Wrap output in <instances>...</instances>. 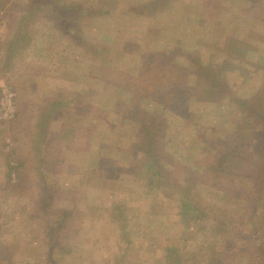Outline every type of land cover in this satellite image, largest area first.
Segmentation results:
<instances>
[{
	"label": "rangeland",
	"instance_id": "rangeland-1",
	"mask_svg": "<svg viewBox=\"0 0 264 264\" xmlns=\"http://www.w3.org/2000/svg\"><path fill=\"white\" fill-rule=\"evenodd\" d=\"M3 88L0 264H264V101L232 100L264 88V0H0ZM239 140L252 168L212 171Z\"/></svg>",
	"mask_w": 264,
	"mask_h": 264
},
{
	"label": "trees",
	"instance_id": "trees-1",
	"mask_svg": "<svg viewBox=\"0 0 264 264\" xmlns=\"http://www.w3.org/2000/svg\"><path fill=\"white\" fill-rule=\"evenodd\" d=\"M165 1L166 0H164V2ZM154 2H155V4H162L163 0H154ZM155 7L156 6L154 5L152 8H155ZM87 13L91 15L92 11H88ZM23 29H25V28L23 27ZM65 30H66V27L61 29L62 32H64ZM67 36L70 39V41H72V43L75 44L76 46H78L80 44L82 46V48H84V49L86 48L87 45L83 44V42L80 40L76 41L75 38L77 36H74L71 32H68ZM15 41H16V39H15ZM13 42H14V40H13ZM14 44H15V42H14ZM190 59L194 62V72L197 76V79L200 82V85L202 88L200 94L205 97L204 100L207 99L209 96L215 97L216 95H220V93L216 94L214 92L221 90V89L223 90L222 96H229V92L226 89L223 80L220 79V72H216V71H214V69H210V67L205 68V67L201 66L200 63H198L197 59L194 57H190ZM232 100H233V102H235L237 104V106L236 105L235 106L237 108H239L244 114L246 113V115H248L247 117L250 116L249 119H251V118H253L252 114L255 111H257L255 109L256 105H254L255 104L254 102L255 101L256 102H263L264 101V88L260 89L259 93L257 95H255V97H252L248 100H239V99H236V100L232 99ZM58 102H61L59 104H61L62 106L66 105V104H67L66 106H68L70 103L75 104L74 101H68V100H65V101L58 100ZM258 109L260 110V108H258ZM136 116H137V118L135 119L134 122L138 127V130H137L138 141H137V143H138V145H140L142 147V151H143L144 156L147 157V158H144L145 159L144 165H146V167L148 165V167H150V169L152 170V165H154V162H153V160H154L153 150L154 149L152 148L151 143H152V138H153V133L155 131V128L149 123L147 118H145L146 117L145 115L137 113ZM253 132H255V131H253ZM66 138L67 137H64V139H66ZM242 144H243V141L241 142V140H239L238 144L232 143L231 145L227 146L226 150L217 156L215 163L211 167L212 171H223L222 169H225L224 161L229 159V158L233 159V163L235 162L238 164L241 163V161L243 160L247 165H249L252 168V166L254 164V159H256V158H253L254 156H250L251 154H248L244 151L242 152ZM231 159H229V160H231ZM236 161H238V162H236ZM231 162H232V160H231ZM256 162H261V159L257 158ZM250 163H252V166ZM14 166H15V164L13 163L11 165L12 170L14 169ZM260 166H258V168ZM220 167H221V169H220ZM236 168H239V166L237 165ZM244 170H243V172L239 171L238 173L239 174L244 173L246 178H249V177L252 178V176H251L252 175V172H251L252 169H250L246 172ZM187 184H189V182H187L186 185ZM258 187H259V185H258ZM259 197H261V195ZM192 204H188L187 202H181L180 206L186 212V214H193L194 216L199 215L201 209L199 208V206L196 207V206H193ZM251 249L261 252V249H259L257 246L255 248H251Z\"/></svg>",
	"mask_w": 264,
	"mask_h": 264
},
{
	"label": "built area",
	"instance_id": "built-area-1",
	"mask_svg": "<svg viewBox=\"0 0 264 264\" xmlns=\"http://www.w3.org/2000/svg\"><path fill=\"white\" fill-rule=\"evenodd\" d=\"M14 94L9 88H3L0 102V121H7L13 118L15 113Z\"/></svg>",
	"mask_w": 264,
	"mask_h": 264
}]
</instances>
